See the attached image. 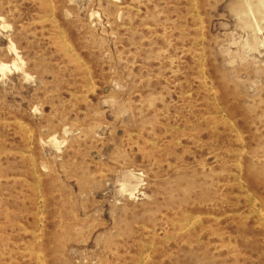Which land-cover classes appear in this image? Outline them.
I'll return each instance as SVG.
<instances>
[{"label": "rangeland", "instance_id": "1", "mask_svg": "<svg viewBox=\"0 0 264 264\" xmlns=\"http://www.w3.org/2000/svg\"><path fill=\"white\" fill-rule=\"evenodd\" d=\"M246 1L0 0V264H264Z\"/></svg>", "mask_w": 264, "mask_h": 264}, {"label": "bare ground", "instance_id": "2", "mask_svg": "<svg viewBox=\"0 0 264 264\" xmlns=\"http://www.w3.org/2000/svg\"><path fill=\"white\" fill-rule=\"evenodd\" d=\"M245 3V4H244ZM240 9L244 8L248 10V12H251L254 16V18L256 19V21H260L257 19V17H262L264 16V0H257V5L259 8H256L252 2L250 0H247L246 2H244ZM260 8H262V10H260ZM213 92V91H212ZM148 254V253H147ZM149 257V256H148Z\"/></svg>", "mask_w": 264, "mask_h": 264}]
</instances>
